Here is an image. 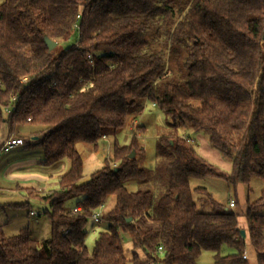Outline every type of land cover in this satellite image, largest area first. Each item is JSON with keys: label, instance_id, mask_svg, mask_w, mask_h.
Here are the masks:
<instances>
[{"label": "trees", "instance_id": "1", "mask_svg": "<svg viewBox=\"0 0 264 264\" xmlns=\"http://www.w3.org/2000/svg\"><path fill=\"white\" fill-rule=\"evenodd\" d=\"M47 39L57 42L53 50ZM148 102L174 129L158 140L156 169L130 158L144 152L134 138L115 146L116 166L107 163L81 184L77 144L98 148ZM25 124L42 128L36 145L45 165L67 160L70 169L58 189L39 197L50 207L51 236L35 239L29 228L8 235L0 226V264H197L206 251L217 264H247L248 241L264 264V188L246 201L245 230L239 211L191 185L217 177L236 192L264 181V0H4L0 129L14 137ZM180 129L206 135L231 171L204 159ZM130 180L147 186L130 191ZM195 194L211 212L200 210ZM112 196L108 231L90 251L88 221ZM79 197L82 212L73 214L66 202ZM231 200L237 207V196ZM123 234L133 243L130 260Z\"/></svg>", "mask_w": 264, "mask_h": 264}, {"label": "rangeland", "instance_id": "2", "mask_svg": "<svg viewBox=\"0 0 264 264\" xmlns=\"http://www.w3.org/2000/svg\"><path fill=\"white\" fill-rule=\"evenodd\" d=\"M4 0H0V4H2ZM76 40V37L72 38L68 42L61 43L59 46V50H63L66 47H70L74 44ZM169 120L165 117V115L162 113V111L156 107L153 103L148 102L146 104L145 111L143 114L137 119L136 122L130 121L121 131L117 133L116 136H109L106 139H102L99 144L98 148H93L90 145L79 143L77 144V149L82 157L83 160V177L80 181L81 184L87 182L90 180L91 176L100 170H102L107 163L111 165V167L116 166L114 161V152H115V146L118 147H128L131 145L132 142V133H133V125L136 126H142L144 127V131L141 132V137L138 138L137 143L138 145L143 149V153H139L136 155V159H139L140 165L147 168L148 170H155L157 167V163L159 160L158 155V140L160 137L164 135H169L173 133L172 127L169 124ZM42 129L41 127H36L32 124H25L22 126H19L16 135L17 137H20L23 139L25 145L16 148L15 150H12L8 153L1 152L0 153V193H4V196L8 199L10 203L14 201H19V197L13 195L10 193V191L7 190L6 182L4 179L5 175V167L7 165H10L11 161L15 159V155H19L18 157H27L31 156L33 158H36L37 155L41 156V159H46L45 154L43 150L39 146H31L28 147L30 144H35L38 142L41 137L38 135L39 130ZM179 133L182 135H185L187 137H191L193 140V144L195 145L197 151L200 150L201 145L203 144V141L206 140L210 148L212 149V154L210 157V162L216 166H218L223 171H228V167L232 166V162L225 158L221 153H219L216 149H214L211 144L209 143V138L202 134V133H196L192 130H188V134H185L183 130H179ZM14 135V136H16ZM199 136H202L199 138ZM39 137L38 140H36ZM204 139V140H203ZM18 150H22L20 154H16ZM132 152V151H131ZM67 160H62L58 162L59 164L66 162ZM55 163V164H58ZM54 164V165H55ZM228 165V167H227ZM49 166H40V171H44L48 174H50L51 170L47 169ZM46 168V169H44ZM126 187L130 191H137L138 189L145 188L147 185L145 183H142L137 180H130L126 184ZM192 188H206L208 193L213 196V198L221 205L226 206L227 209L235 211L238 209L240 211L241 204H244L243 202L238 205L236 208H231L230 202L232 198H235L238 196L240 199H242V192L239 190L238 194L237 191L233 189V187L229 184V182L222 178L217 177H207L204 179H193L191 181ZM264 188V181L260 178H254L252 179L250 185L244 186V199H250L251 201H255L260 197V194ZM203 197L199 194H195V200L200 206V210L205 212H211L212 207L210 205H205L201 207L202 199ZM81 199L79 198H72L66 202V208L71 210V208L77 206L78 201ZM31 201V209L37 211L40 214V217L37 219L35 217H29L32 222L36 220H41L44 223V227H42L38 232L34 233L35 239H48L51 236V222L46 215L47 212L50 211V207L47 203L41 202L39 199L32 198ZM8 202V203H9ZM241 202V201H240ZM116 203L115 197H109L108 200L104 204V209L102 210V222L96 224L94 222L93 218H90L86 227V231L88 232L86 237V245L89 248L90 251L93 250L95 241L98 239L101 233L107 232L109 228V221H108V213L114 208ZM246 208V205H245ZM22 211V214H26L25 209H20ZM15 211V210H14ZM7 212L11 213L12 210H8ZM16 212V211H15ZM242 212V211H241ZM261 213H264V209L260 211ZM12 212L11 214H13ZM243 213V212H242ZM23 214V215H24ZM28 217L27 215H25ZM7 222V218L5 215L0 214V226L4 225V223ZM32 224V223H31ZM48 224V227H47ZM3 227V226H2ZM12 228H9L6 230V233L8 235H15L19 233V230H11ZM33 229H35L33 227ZM124 248L126 251V257L127 259L132 258L133 254V243L131 240V237L127 234L122 235ZM232 252L231 249L224 247L222 250V256H228ZM197 264H217L215 261V254L211 251H206L201 254L199 257Z\"/></svg>", "mask_w": 264, "mask_h": 264}, {"label": "crops", "instance_id": "3", "mask_svg": "<svg viewBox=\"0 0 264 264\" xmlns=\"http://www.w3.org/2000/svg\"><path fill=\"white\" fill-rule=\"evenodd\" d=\"M14 137L20 138L17 137V135ZM201 137L202 136H199V138ZM7 138H9V132L6 125H3L0 129V149ZM36 138V140H38L39 137ZM36 144L37 142L35 144L28 145V147L34 145L36 146ZM21 152L22 150H18L16 154H20ZM198 153L204 159L210 162V157L213 152L206 140L203 141V144L201 145ZM15 156V159L10 160L11 164L5 167L4 179L6 182L7 190L10 191V193H12L13 195L19 197V201L10 203L4 196V193H0V214L5 215L7 218V222L2 226L5 231L9 228H12L11 230H19L20 232L22 229L29 228L31 233L34 235L35 232H38V230L44 227V223L41 220H36L34 222L30 220L29 217H35L37 219L40 217V214L37 211L31 209L30 199H39L40 196H44L46 194H49L51 191L58 189L59 179L69 171L70 162L66 161L61 164L58 163L47 167V169L51 170L50 174H48L44 171H40L41 165L46 166L45 159H41L40 154L39 156L37 155L36 158L31 157L32 155L27 157H18L19 155ZM227 169V172H230L232 166L228 167ZM244 186L245 185L240 184L236 189L237 194L239 190L242 192V199L237 196L238 205H240L242 202L244 204H241L240 211L238 209H236L235 211H239L240 214V217L238 219L239 227L246 230L248 225L243 214L246 209L245 205L247 199H244ZM9 209L14 213L11 214L12 212H7ZM20 209H25L26 214L23 213V215ZM32 212L36 213L37 215H32ZM25 215H27L28 217H26ZM33 227L35 229H33ZM246 255L248 256L246 260L247 264H257L256 254L249 241L247 243Z\"/></svg>", "mask_w": 264, "mask_h": 264}, {"label": "built area", "instance_id": "4", "mask_svg": "<svg viewBox=\"0 0 264 264\" xmlns=\"http://www.w3.org/2000/svg\"><path fill=\"white\" fill-rule=\"evenodd\" d=\"M25 81V80H24ZM133 133H132V139L134 138H140L141 134L140 131H137L136 129V125L133 126L132 128ZM189 141L193 142V140H191L190 138L186 137ZM106 139V137L104 138ZM25 143L23 141V139L21 138H16V137H9L5 140V142L3 143V145L1 146L0 151L1 152H10L18 147L24 146ZM231 208H235V202L234 200H231L230 205ZM104 209V205L102 204L97 210H95L91 216V218L94 219V222L96 224L101 223L102 222V210ZM71 212L73 214H80L82 212V208L81 207H74L71 209ZM32 215H37L36 213L32 212ZM162 248H159V253L162 254ZM248 256L245 254L243 256V259L247 260ZM151 264H155V263H151Z\"/></svg>", "mask_w": 264, "mask_h": 264}, {"label": "water", "instance_id": "5", "mask_svg": "<svg viewBox=\"0 0 264 264\" xmlns=\"http://www.w3.org/2000/svg\"><path fill=\"white\" fill-rule=\"evenodd\" d=\"M46 44L48 46V48L50 50H53L56 46H57V42L51 40V39H47L46 40ZM136 157V152L135 151H132L131 155H130V158L131 159H134ZM131 221V219H128V222ZM242 234L245 235V231L243 230L242 231Z\"/></svg>", "mask_w": 264, "mask_h": 264}]
</instances>
